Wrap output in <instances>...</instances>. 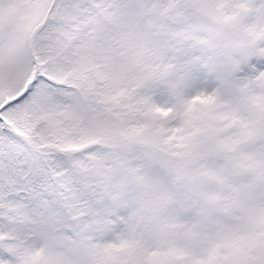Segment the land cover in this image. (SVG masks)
Here are the masks:
<instances>
[{"label": "snow or ice", "instance_id": "snow-or-ice-1", "mask_svg": "<svg viewBox=\"0 0 264 264\" xmlns=\"http://www.w3.org/2000/svg\"><path fill=\"white\" fill-rule=\"evenodd\" d=\"M0 264H264V0H0Z\"/></svg>", "mask_w": 264, "mask_h": 264}]
</instances>
